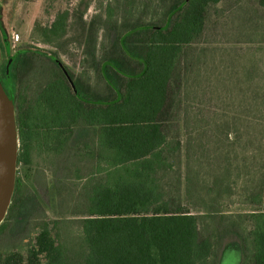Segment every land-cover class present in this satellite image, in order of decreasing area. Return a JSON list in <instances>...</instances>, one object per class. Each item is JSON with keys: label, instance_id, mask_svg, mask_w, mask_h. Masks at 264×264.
I'll return each instance as SVG.
<instances>
[{"label": "trees", "instance_id": "16d2710c", "mask_svg": "<svg viewBox=\"0 0 264 264\" xmlns=\"http://www.w3.org/2000/svg\"><path fill=\"white\" fill-rule=\"evenodd\" d=\"M221 1L171 0L158 21L115 31L112 52L96 63L100 89L73 79L53 52L22 49L4 57L0 81L13 100L18 135L7 212L18 207L29 214L32 154L40 147L48 164L62 161L67 171L48 188L50 203L72 194L68 181L84 182L83 201L74 204L81 214L79 237L67 234L56 243L44 224L26 259L0 254V264H216L219 242L229 235L241 243V264H264L263 181L248 179L242 186L260 209L223 213L214 208L229 196L230 172L239 165L229 159L201 170L199 160L191 163L195 153L188 155L202 148L204 133L196 127L206 120L188 101L204 97L208 69L207 49L195 54L192 46L202 40L207 10ZM67 21L68 13L58 12L49 26L35 24L34 34L55 44L66 35ZM36 54L53 66L31 96L21 82Z\"/></svg>", "mask_w": 264, "mask_h": 264}, {"label": "rangeland", "instance_id": "374dc122", "mask_svg": "<svg viewBox=\"0 0 264 264\" xmlns=\"http://www.w3.org/2000/svg\"><path fill=\"white\" fill-rule=\"evenodd\" d=\"M1 1L0 30L6 34L4 41L11 55L22 49L53 52L73 79L88 82L92 89H100L96 63L101 56L112 52L114 32L158 21L171 3V0ZM63 11L68 13L66 35L55 44L43 43L38 34H34L35 24L47 27L55 15ZM200 48H206L208 55V69L203 73L205 82L200 88L205 90V95L190 99L188 104L203 111L206 120L196 127L204 133L199 144L202 148L197 152L190 149L188 155L192 157L195 153L191 163L196 165L199 160L204 164L201 170L207 163L223 166L229 159L240 167L230 172L233 186L229 196L222 198L214 209L223 213L258 210L261 207L247 201L250 193L242 186L248 179L255 183L261 180L264 189V166L259 169V164L264 162V105L256 107L257 99L264 95V0H222L211 5L204 35L200 43L192 46L193 53ZM32 59L33 68L30 63V73L23 76L21 82V88L31 96L38 83L50 75L53 66L38 54ZM259 102L264 103V97ZM233 116L237 117L235 122L231 120ZM225 121L231 125L228 127ZM190 131L195 137L196 130ZM185 133L183 129L182 152ZM227 135L230 140L226 139ZM32 155L34 166L29 176L35 202L27 205L30 210L26 216L18 207L7 212L0 230V254L18 253L24 259L44 224L56 243L67 234L74 239L79 237L77 219L81 214L75 211L74 204L83 201L78 197L84 181L70 180L72 194H63L50 203L51 189L48 188L67 171L62 168V161L59 167L48 164L41 147ZM22 173L20 169L19 175ZM242 259L240 241L231 235L221 238L216 264H241ZM40 260L44 262V258Z\"/></svg>", "mask_w": 264, "mask_h": 264}, {"label": "water", "instance_id": "95a60500", "mask_svg": "<svg viewBox=\"0 0 264 264\" xmlns=\"http://www.w3.org/2000/svg\"><path fill=\"white\" fill-rule=\"evenodd\" d=\"M18 135L14 103L0 82V225L4 221L15 187Z\"/></svg>", "mask_w": 264, "mask_h": 264}, {"label": "flooded vegetation", "instance_id": "af4514ba", "mask_svg": "<svg viewBox=\"0 0 264 264\" xmlns=\"http://www.w3.org/2000/svg\"><path fill=\"white\" fill-rule=\"evenodd\" d=\"M1 2L2 1L0 0V9H1ZM5 37H6L5 32H3V31L0 30V62L3 61V59H4V57L6 55H11L10 54V50H9V45L7 43H5V41H4L5 40ZM2 86L4 88V85L3 84H2Z\"/></svg>", "mask_w": 264, "mask_h": 264}, {"label": "built area", "instance_id": "2783aa9c", "mask_svg": "<svg viewBox=\"0 0 264 264\" xmlns=\"http://www.w3.org/2000/svg\"><path fill=\"white\" fill-rule=\"evenodd\" d=\"M18 39V36L16 37V39L15 40H17Z\"/></svg>", "mask_w": 264, "mask_h": 264}]
</instances>
